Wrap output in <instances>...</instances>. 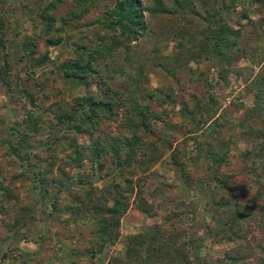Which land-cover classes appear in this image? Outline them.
<instances>
[{
  "label": "rangeland",
  "instance_id": "rangeland-1",
  "mask_svg": "<svg viewBox=\"0 0 264 264\" xmlns=\"http://www.w3.org/2000/svg\"><path fill=\"white\" fill-rule=\"evenodd\" d=\"M45 1L47 0H0V24L4 41L0 64L6 62L10 67L9 92L0 86V185L15 188L18 198L15 207L11 206V210L5 215L0 214V264H105L110 257L123 256L127 236L153 230L164 234L167 228L161 225V218L178 204L180 198L189 205L185 212L194 210V214L181 217L185 222L180 225L194 241L190 257L198 259L201 264H219L218 260L232 244L220 237H204L205 226H213L206 194L204 196L202 191L190 190L185 186L175 169L168 164L167 154L177 149L187 155L191 148L188 145L190 141H187L188 130L196 129L197 125L195 122H187L188 115L183 116L179 109L182 105L193 109L195 118V109L203 106L205 109L211 107L214 118L221 116L222 124L232 125L240 121L252 105V96L245 86L255 68L246 59H239L235 65L236 73L229 74L228 83L225 84L217 78L218 63L212 59L207 60L202 53L198 61L185 62L180 69L173 67L171 60L177 51L173 48L179 42L188 48L197 45L200 40L196 38L198 34L203 33L214 18L220 17L232 28H237V24H240V47L243 40L250 38L249 35H256L253 26H249L247 22H255L263 15L264 10L255 4L251 5L249 0H207V3L195 4L191 12H178L174 16L145 13L146 33L131 46L129 52H115L103 60L93 62V66L98 67L95 75H88L84 82H80L68 79V74L58 66L72 60L71 42H76L77 37L84 36L82 44L89 46L88 39L104 33L95 20L99 18L100 23H103V13L112 7L113 2L96 0V5L72 26L69 23L61 25L59 19L66 21L70 10L78 13L83 7L76 0H61L49 12L55 20L54 29H58L55 34L53 30H45V23L40 19V10ZM161 2L165 7L171 5L170 0ZM144 4L148 6V3ZM189 34L194 36L190 43ZM57 36L61 37L60 42ZM66 36L70 38L65 39ZM22 41L31 42L35 49L29 52L30 57L19 60ZM253 41H257L258 48L263 52L264 41L255 38ZM254 45L250 43L249 46ZM173 68L175 70L171 76L166 71ZM130 76L133 78L130 79ZM168 88L174 93L173 99L168 100L171 102L169 105L158 107L154 99L147 97L154 90L164 92ZM106 90L109 94L117 92L122 99L132 96L140 104L148 103L150 110L161 111L163 116L151 125V131L139 133V137L153 142L158 150L155 155L156 163L149 168H138L136 176L131 178L132 181L141 179L143 196L135 193L130 196L128 208L119 221L117 240L112 245L105 246L100 254L91 257L87 252L93 238L91 218L82 213L72 216L53 212L43 205L47 198L43 200L31 188L47 181V185L51 186L47 188V196L54 199L55 189H52V183L61 178L57 166L62 167L63 152L68 149L64 145L58 146L50 142L54 138L62 142L60 136L64 141L74 137V132L59 128L56 115L61 111L70 114L77 107L75 98L105 97L103 95ZM25 94H30V98L25 97ZM208 94L216 100L215 105L209 101ZM239 104L242 107L236 110L233 105ZM28 110L39 116L40 128L25 149L38 153V157L32 160L36 166L32 175L30 169L23 167L14 157L7 156L9 152L1 143L6 139L10 122H19ZM124 112L125 108L119 104L114 108L110 119L104 117L98 120L92 137L101 138L105 134L118 137L125 134L121 127ZM233 129L238 139L228 153V165H222L220 170L231 177L228 184L231 195L241 204L249 205L254 189L249 188L251 176L245 175L237 153L251 145L243 141L244 135L239 128ZM88 139L89 133L75 135L79 144L87 143ZM167 144L169 148L165 150L164 146ZM100 163L104 168L99 171L95 165L91 168L88 162H83L80 169L66 167L64 172L72 177L71 193L79 189L77 181L80 178V183L87 189H91L95 195H103L111 204V186L121 183L124 174L119 173L106 160ZM49 164L52 166L46 167ZM21 168L26 175L24 171L21 172ZM260 172L264 176L261 170ZM191 176L195 178L197 175L191 173ZM237 186L241 187L234 189ZM68 191L63 188L60 193L55 194L60 206L71 200ZM150 214L153 216L148 217ZM190 218H193L192 222ZM249 231L253 234L247 235L249 248L264 243V237L255 227L251 225Z\"/></svg>",
  "mask_w": 264,
  "mask_h": 264
},
{
  "label": "trees",
  "instance_id": "trees-1",
  "mask_svg": "<svg viewBox=\"0 0 264 264\" xmlns=\"http://www.w3.org/2000/svg\"><path fill=\"white\" fill-rule=\"evenodd\" d=\"M60 1L47 0L40 10V19L45 23V30H53L55 34L58 33V29H54L55 20L49 12ZM76 1L83 8L78 13L70 10L66 15V21L59 19L61 25L69 23L73 26L91 7L96 5V0ZM170 1L171 5L165 7L161 0H112V7L103 13L104 22L100 23L99 18L95 20L104 33L88 39L89 46L82 44L84 36L77 37L76 42H71L72 60L60 63L58 68L68 74V79L84 82L88 75H95L98 69L93 66V62L103 60L115 52L127 54L131 46L145 35L147 30L145 13L149 15L164 13L174 16L178 12L193 11L195 4L207 3V0ZM144 2L148 3V6ZM249 2L264 10V0H249ZM247 24L253 26L256 35H249L250 38L243 40L239 47L240 24H237V28H232L224 22L222 17L214 18L207 29L196 37L200 38L197 45L188 48L180 42L176 44L173 49L177 51L174 52L171 60L173 67L180 69L185 62L198 61L201 53L205 54L207 60L212 59L218 63L217 78L225 84L228 83V75L236 73L235 65L239 59H246L255 68L245 86L252 96V105L242 115L240 121L232 125L222 124L221 116L214 118L211 107L205 109L203 106L195 109L197 112V118H195L193 109L182 105L183 107L179 108L181 114L188 115L189 124L195 122L197 125L196 129L188 130L190 132H188L187 141H190L188 145L191 148L187 155H184V151L177 149L167 154L168 164L175 169L185 186L190 190L202 191L204 196L206 194V204L209 206L213 226L204 227L206 229L204 237H220L232 244L218 260L219 264H264V243L249 248L250 242L247 239V235L252 233L249 231L251 225L264 237V176L260 172L261 170L264 174V51L261 52L257 41H253V38L264 41V13L255 22L248 21ZM2 32L0 24V52L3 53ZM57 37L60 42L61 37ZM67 38L70 37L66 36L65 39ZM192 38L194 36L190 35L189 43L193 41ZM250 43L255 45L249 46ZM262 48L264 49V42ZM19 49L22 51L20 60L22 57H30L29 52L35 48L31 42L22 41ZM174 70L173 68L166 72L173 76ZM139 71L136 70V72ZM9 77L10 67L4 62L0 64V86L8 92ZM131 78L133 76H130ZM133 81L135 83V80ZM107 90L103 95L105 97L75 98L77 107L70 114L61 111L56 115L55 120L59 128L74 132V137L64 141V138L60 136L62 142H58L57 138L50 142L58 146L64 145V148L68 149L63 152L62 167L57 166L61 178L52 183V189H55L54 196L60 193V189L69 190L71 200L63 206L59 205L56 197L53 196L54 199L51 200L47 189L51 186L47 185V181H42L31 188V191L38 192L43 200L47 198V202L43 205L49 207L51 211L72 216L82 213L91 218L93 238L87 248L91 257L100 254L105 246L112 245L117 240L119 221L128 208L130 196L134 193L143 196L141 179L136 178L132 181L131 178L136 176L138 168L142 166L149 168L156 163L155 155L158 150L153 142L139 137V133L151 131V125L163 116L161 111L150 110L148 103L140 104L132 96L122 99L117 92L109 94ZM29 95L25 94V97L30 98ZM173 96V90L168 88L164 92L154 90L147 97L154 99L156 106L163 107L171 103L168 100L173 99ZM114 97L117 98L114 99ZM208 97H210L209 101L215 105L216 100L209 94ZM119 104L125 108V116L121 124L125 134L118 137L105 134L101 138H93L92 133L97 121L104 117L110 119L114 114V108ZM233 106L236 110H240L241 108L238 107H242V104ZM38 124L39 116L28 110L24 112V118L19 122L17 120L10 122L6 139L1 141L9 152L7 156L14 157L23 167L30 169L31 175L33 169L36 170L32 160L38 157V153L25 151V149L29 146L30 139L40 129ZM233 127L239 128L244 135L243 141L251 145L250 148L237 153L245 175L251 176L249 188H253L254 192L250 196V206L241 204L235 196L231 195V188L228 185L231 177L220 170L222 165H228V153L238 139ZM82 133H89V139L87 143L79 144L75 140V135ZM168 148V144L164 146L165 150ZM104 160L117 168L119 173L124 174L121 183L111 186V204H109L110 200L103 195H95L91 189H87L83 183H80V178L77 181L79 189L70 192L72 177L64 172V168L80 169L83 162H88L91 168L95 165L96 170L99 171L104 168L100 163ZM51 166L46 165V167ZM198 166L200 167L197 169ZM22 171L25 174V170L21 168ZM191 173L197 176L194 178ZM240 187L237 186L234 189L237 190ZM17 202L15 188L10 189L9 186L0 185V214H7L11 206L15 207ZM188 208L189 205L180 198L178 204H175L174 208L161 218V225L167 228L164 234L153 230L127 236L123 256L110 257L105 264H201L198 259L190 257V248L194 245V241L188 237L186 229L180 226L185 222L181 217L194 214L193 209L185 212ZM152 216L148 215V217ZM190 220L192 222L193 218ZM14 224H16L15 221ZM253 249L256 252L253 253Z\"/></svg>",
  "mask_w": 264,
  "mask_h": 264
}]
</instances>
